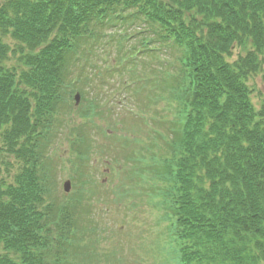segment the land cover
I'll use <instances>...</instances> for the list:
<instances>
[{"label":"trees","instance_id":"1","mask_svg":"<svg viewBox=\"0 0 264 264\" xmlns=\"http://www.w3.org/2000/svg\"><path fill=\"white\" fill-rule=\"evenodd\" d=\"M141 20L152 38L190 55L184 123L170 128L175 186L165 198L176 217L180 264L264 260V103L256 108L249 85L264 65V0H3L1 32L30 49H21L26 70L19 75L3 65L8 47L0 38V135L30 165L10 184L0 181V264L85 260L65 205L58 216L46 205L42 153L29 150L39 146L33 120L65 101L58 85L81 45ZM50 124L39 128L48 134ZM253 239L260 257L249 253Z\"/></svg>","mask_w":264,"mask_h":264},{"label":"rangeland","instance_id":"2","mask_svg":"<svg viewBox=\"0 0 264 264\" xmlns=\"http://www.w3.org/2000/svg\"><path fill=\"white\" fill-rule=\"evenodd\" d=\"M136 26L124 28L123 31L129 30L134 35V42L126 40L125 46L132 42L139 44L143 35L138 32L145 29ZM104 34V39H97L101 43L90 40V45L81 47L85 53L76 54L75 61L63 69L58 90L65 101L61 100L52 113L43 110L39 120L34 118L38 130L32 141L36 140L39 146L30 144L29 150L42 153L37 157L44 160L46 171L42 175L51 187L46 205L57 210V216L62 209L60 205H65V216L70 213L78 226L74 235L77 243L81 241L78 259L85 260L81 263L77 260L75 264H169L174 242L169 236L172 222L167 219L161 194L171 181L158 179L162 172L159 161L157 178L153 182L149 174L147 180L144 178L148 173L145 169L153 168L150 162L156 161L151 156H166L170 152V128H176L183 109L185 96L175 89L172 77L178 72L182 74L178 63L181 53L174 47L155 44L159 52L138 55L131 47L119 58L120 64L129 62L127 73L113 76L105 67L119 55L118 39L112 35L120 36L121 31L109 29ZM0 36L8 47L3 65L21 75L26 70L21 49L30 48L10 32H1V28ZM234 52L231 62L238 60L241 51L236 48ZM165 58L166 63L160 65ZM168 72L171 76L164 75ZM149 76L152 85H144ZM76 80L78 85H72ZM249 85L253 89V103L259 110L264 103V65L252 74ZM75 90L82 93L78 104L74 100ZM43 121L51 123L48 134L39 128ZM0 147H4L0 148V181L8 185L30 164L5 145L2 135ZM194 178L197 179V174ZM67 180L71 181L68 193L64 190ZM254 240L249 242V253L260 257ZM4 253L0 243V255ZM258 264H264V260Z\"/></svg>","mask_w":264,"mask_h":264},{"label":"water","instance_id":"3","mask_svg":"<svg viewBox=\"0 0 264 264\" xmlns=\"http://www.w3.org/2000/svg\"><path fill=\"white\" fill-rule=\"evenodd\" d=\"M69 182L66 183L65 187H66V190L68 191L69 190Z\"/></svg>","mask_w":264,"mask_h":264}]
</instances>
